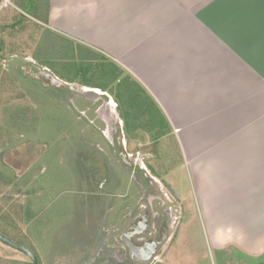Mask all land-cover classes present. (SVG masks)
Here are the masks:
<instances>
[{"label": "crops", "instance_id": "1", "mask_svg": "<svg viewBox=\"0 0 264 264\" xmlns=\"http://www.w3.org/2000/svg\"><path fill=\"white\" fill-rule=\"evenodd\" d=\"M27 18L70 42L72 49L83 50L86 55L92 52L94 61L109 66L110 82L104 88L79 85L87 92L107 96L105 109L111 117H99L93 124L88 120L76 123L75 183L81 195L88 198L80 205L85 231L89 234L96 227L94 237L99 240L101 219L113 211L110 200L97 198V190L102 171L108 177L111 174L109 183L115 186L117 151L131 168L125 152L131 155L133 146L138 145V155L145 160L147 153L141 146L154 143L132 116H126L131 122L124 121L110 94L125 77L138 87V93L143 91L152 98L167 121V134L179 141L182 161L194 180L215 248L220 253L227 249L236 255L242 253L248 260L244 263L240 258L241 264L263 257L264 0H48L46 23L30 15ZM74 53L76 64L79 58L82 63L88 61L86 55ZM130 105L132 102L127 105L128 112L134 111ZM77 106L79 111L91 110L86 104ZM64 107L67 113V104ZM143 134L145 141L141 140ZM165 135L158 139L163 141ZM31 145L38 148L42 144ZM41 147V151L25 158L29 163L23 171L18 168L13 173L4 167L9 177H14L6 186L17 182L21 198L28 200L24 207L26 225L34 223L40 214L36 211L43 190L36 182L47 170V165L40 162L48 146ZM62 156L57 161L67 159ZM154 180L170 191L180 208L181 198L174 195L173 182L168 177L154 176ZM131 182L130 177L126 187L123 183L129 200ZM28 210L32 211L30 220ZM4 212L11 218L7 205ZM167 213L172 229V212ZM221 261L230 263L226 256ZM255 264H264V260Z\"/></svg>", "mask_w": 264, "mask_h": 264}, {"label": "rangeland", "instance_id": "2", "mask_svg": "<svg viewBox=\"0 0 264 264\" xmlns=\"http://www.w3.org/2000/svg\"><path fill=\"white\" fill-rule=\"evenodd\" d=\"M33 1L0 0V234L33 252L38 264H129L117 237L144 206L154 223L150 228L152 237L158 236L164 213L171 211L173 217L169 240L148 264H222L221 258L225 256L229 264H241L240 258L246 263L248 259L242 253L236 255L231 249L220 253L213 245L197 188L182 161L179 141L173 134H167L170 132L167 121L152 98L143 91L138 93V87L125 77L116 86L114 83L109 92L117 101L118 112L124 121L131 122L127 117L132 116L135 122L143 125L142 132L147 133L149 141L154 143L141 146V150L147 153L145 160L138 155V145L133 146L131 155L127 154L129 151L125 152L131 168L118 157L117 151L115 186L112 188L109 183L111 174L108 177L107 172L102 171L97 190V198L110 200L108 204L114 206L113 211L110 210L109 217L104 215L101 219L99 240L94 237L96 227L89 234L85 231L81 222L85 214L80 211V205L88 198L81 195L75 183V161L78 158L76 123L88 120L93 124L99 117L108 120L111 117L105 109L108 97L87 92L79 85L104 88L109 84L111 74L107 64L94 61L92 52L86 55L83 50L72 49L70 42H64L28 20L29 15L35 16L36 1ZM37 2L40 5L43 1ZM70 51L72 54L66 55ZM73 51H77V56L86 55L84 58L88 61L82 63L79 58L76 64ZM61 60L65 63H59ZM42 72L57 76L61 86L55 88L49 84ZM131 102L134 111L128 112L127 105ZM79 103L90 106L91 110H77ZM65 104L67 113L63 111ZM163 134L167 137L161 141L158 138ZM145 136L141 137L142 141ZM157 139L159 143H155ZM21 141L24 143L19 144ZM40 141L41 146H48L40 162L47 165V170L37 177L36 182L43 190V197L39 200L36 213L40 214L36 221L26 225L24 207L28 200L21 198L17 182L11 187L6 186L14 177H9L4 167L13 173L18 168L23 171L29 163L25 158L42 150L41 146L37 148L31 144ZM44 141L51 143L45 145ZM59 155L67 159L57 161ZM112 170L110 168V172ZM129 176L132 181L131 202L123 187L124 182L126 187ZM154 176L168 177L173 182L174 195L181 198L180 208L170 191L155 182ZM43 204L44 208L48 204L46 209L41 208ZM5 205L11 218L4 216ZM31 216L32 211L28 210V220ZM89 237L94 238L90 240ZM262 260L264 256L253 257L250 262L255 264ZM0 264L32 263L26 255L0 241Z\"/></svg>", "mask_w": 264, "mask_h": 264}, {"label": "water", "instance_id": "3", "mask_svg": "<svg viewBox=\"0 0 264 264\" xmlns=\"http://www.w3.org/2000/svg\"><path fill=\"white\" fill-rule=\"evenodd\" d=\"M42 75L48 79L52 84H60L59 80L55 77L48 75L46 72H42ZM171 218L168 219L167 223L163 227L161 232V236L158 240H154L152 242L144 243L143 245L136 246L132 243V240L137 237H142L147 232V226L145 222H138L136 225H133L128 229L126 233H124L123 238L127 239V250L129 252V256L132 260H137V263L148 264L150 263L156 256L159 250L164 246L170 236L171 229ZM137 231V232H136ZM0 241L15 251L26 255L32 264H38L37 257L30 250L21 247L12 241L8 240L4 236L0 234Z\"/></svg>", "mask_w": 264, "mask_h": 264}, {"label": "flooded vegetation", "instance_id": "4", "mask_svg": "<svg viewBox=\"0 0 264 264\" xmlns=\"http://www.w3.org/2000/svg\"><path fill=\"white\" fill-rule=\"evenodd\" d=\"M49 81V80H48ZM49 84L51 85H54L55 88L56 87H60L61 85L60 84H52L50 81H49ZM168 212V211H167ZM164 213L163 217H162V221H161V226H160V231L158 232V236L157 237H152L150 236L151 234V231H150V228L151 226L154 224L152 221H151V215L150 213L148 212V210L142 206L141 207V213H139L138 215L134 216V218L130 221V224L128 225V227L120 233V235L117 237L118 239V242L120 244H122L126 254H127V257H128V261H129V264H142V263H137V260H132L129 256V252L127 250V239L126 238H123V235L124 233H126L128 231L129 228H131L133 225H136L138 222H145L146 226H147V232L144 236L142 237H137V238H134L132 240V243L135 244L136 246H140V245H143L144 243H147V242H152L154 240H158L161 236V232L163 230V227L165 226V224L167 223L168 219L170 218V214L168 213ZM137 232V231H136ZM150 236V237H148ZM145 238V239H144ZM144 239V240H142ZM115 240V239H114ZM117 241V240H116ZM140 241V242H139Z\"/></svg>", "mask_w": 264, "mask_h": 264}, {"label": "trees", "instance_id": "5", "mask_svg": "<svg viewBox=\"0 0 264 264\" xmlns=\"http://www.w3.org/2000/svg\"><path fill=\"white\" fill-rule=\"evenodd\" d=\"M35 1H36V6L34 7L35 16H31V17H33L34 19H36L38 21H41L42 23H46L48 0H38V1H43L40 3V5H38L39 3L37 2V0H35ZM35 1H33V2H35ZM33 59H36V58H33ZM70 82H72V81H70ZM15 122L18 123L17 120Z\"/></svg>", "mask_w": 264, "mask_h": 264}, {"label": "bare ground", "instance_id": "6", "mask_svg": "<svg viewBox=\"0 0 264 264\" xmlns=\"http://www.w3.org/2000/svg\"><path fill=\"white\" fill-rule=\"evenodd\" d=\"M94 91V90H93Z\"/></svg>", "mask_w": 264, "mask_h": 264}]
</instances>
